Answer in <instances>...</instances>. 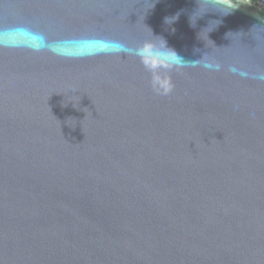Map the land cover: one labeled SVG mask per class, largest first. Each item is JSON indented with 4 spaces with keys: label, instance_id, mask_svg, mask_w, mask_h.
Masks as SVG:
<instances>
[{
    "label": "water",
    "instance_id": "water-1",
    "mask_svg": "<svg viewBox=\"0 0 264 264\" xmlns=\"http://www.w3.org/2000/svg\"><path fill=\"white\" fill-rule=\"evenodd\" d=\"M229 2L0 0V264H264V8ZM152 34L219 70L157 94Z\"/></svg>",
    "mask_w": 264,
    "mask_h": 264
},
{
    "label": "clouds",
    "instance_id": "clouds-1",
    "mask_svg": "<svg viewBox=\"0 0 264 264\" xmlns=\"http://www.w3.org/2000/svg\"><path fill=\"white\" fill-rule=\"evenodd\" d=\"M222 7L227 8L228 10L222 11L221 8H216L215 10H218L223 14H228L235 7H237V4L234 3V0H230L229 3L223 4ZM199 8H200V5L193 12V14L198 12ZM206 11L208 10H205L201 14L197 15L195 18V21L199 16H201ZM192 16L190 19H191L192 25L195 26V21L193 22ZM176 18L177 17H175V19ZM168 19L169 18H165L166 23H169ZM175 19H172L171 23ZM216 23L218 22L211 21L209 23V26L205 29H210L209 31H211L212 27L215 26ZM156 37L157 36H153L152 34L150 37H147L144 41H141L138 45L134 47H128L122 44V50L128 54L134 55L137 58H139L144 68L151 74L150 84H151L153 91L157 92V94L168 95L171 93L173 89V85L171 81L167 78L166 73H169L173 70L185 68V67H203L206 69H211L215 67L216 70H219L220 68L219 64L213 65L208 62H204L202 64L198 63L203 60L205 54L203 55L201 59H198L195 61H186L174 49L169 48L165 40H164L165 43L161 45L159 41L155 39ZM241 75H244V73H241ZM261 78H264V77H261Z\"/></svg>",
    "mask_w": 264,
    "mask_h": 264
},
{
    "label": "built area",
    "instance_id": "built-area-1",
    "mask_svg": "<svg viewBox=\"0 0 264 264\" xmlns=\"http://www.w3.org/2000/svg\"><path fill=\"white\" fill-rule=\"evenodd\" d=\"M247 1L252 2V3L264 8V0H247Z\"/></svg>",
    "mask_w": 264,
    "mask_h": 264
}]
</instances>
